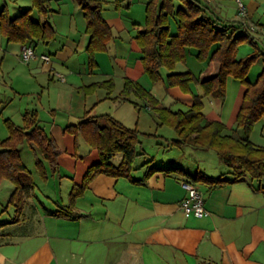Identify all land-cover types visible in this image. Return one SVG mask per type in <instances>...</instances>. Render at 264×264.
Masks as SVG:
<instances>
[{"label":"crops","instance_id":"crops-1","mask_svg":"<svg viewBox=\"0 0 264 264\" xmlns=\"http://www.w3.org/2000/svg\"><path fill=\"white\" fill-rule=\"evenodd\" d=\"M102 1L103 16L114 38L105 52L96 54L98 67L94 71L87 67L89 36L85 33L83 12L77 4L72 6L68 2L64 3L67 12L59 8L56 15L64 19H56L54 24L50 22L57 32L56 38L47 44L51 49L46 55L51 61L44 63L36 58L32 62L35 70H40L37 76L44 79V86L59 90L58 104H48V109L53 110L52 114H62L60 118L52 116L44 127L40 125L42 120L37 117L36 109L25 112L37 119L39 126L57 143L61 151L59 172L52 175L48 171V178L43 181L37 170L35 173L22 160L32 173L34 187L25 193L22 214L16 222L15 207L9 204L14 186L4 183L6 180L0 183V193L3 192L0 194V222L6 223L0 227V264H264V179L245 178L215 187L202 181L193 182L191 177L198 173L211 178L222 175L232 179V176L228 166L219 159L218 163L211 161L215 168L210 169L192 164L191 157L187 158L186 153L180 151L183 148L178 149L181 153L175 156L159 157V152L175 149L169 147L170 140L162 136L154 153L141 141L139 152L145 155L136 159L131 178L142 180L148 168L143 164L148 161L152 162L150 167L178 168L182 172L156 171L136 184L126 178L97 175L80 195L70 198L72 187L81 184L87 169L98 163L99 157L90 153V149H75L73 136L65 133L64 128L77 123L87 111L90 116L98 117L96 111L104 104L111 103L115 107L131 104L105 98L104 90L85 96L77 90L79 87L112 79L115 88L111 97H116L127 78L149 90L160 103L161 96L156 94L159 84L174 103L186 109L193 103L191 94L178 87L165 88L163 83L152 84L145 77L141 53L133 39L141 30L140 20L134 18L130 6L122 13V1ZM204 1L220 17L241 22L247 29L252 27L256 42L264 37V0H241L246 16L239 15L236 7L232 18L222 15L224 0ZM60 36L65 37V41L58 39ZM248 51L249 47H245V52ZM190 53L194 55L193 51ZM244 55L236 58L242 59ZM205 63L207 73L198 76H213L218 65ZM60 67L64 71L58 70ZM59 71L65 77L64 82L54 77ZM206 99L210 104L218 103ZM209 111L210 117L205 114L208 119L219 120L213 110ZM115 119L126 124L123 118ZM30 148L34 154V147ZM192 150L199 152V159L201 151ZM19 153L21 157L20 147ZM183 181L193 182L202 192L207 211L203 217H186L181 210L180 202L186 196L181 187Z\"/></svg>","mask_w":264,"mask_h":264},{"label":"trees","instance_id":"trees-1","mask_svg":"<svg viewBox=\"0 0 264 264\" xmlns=\"http://www.w3.org/2000/svg\"><path fill=\"white\" fill-rule=\"evenodd\" d=\"M50 1L31 0L30 8L13 17L3 7L0 10V33L7 42L33 47L52 42L57 32L47 20L48 13L52 12ZM73 1L83 12L85 33L89 36L87 66L92 72L98 67L96 54L107 50L114 33L103 16L102 0ZM33 12L37 13L39 20L33 19ZM144 13V27L136 32L133 39L141 53L145 77L152 84L163 83L165 88L178 87L182 92L191 94L192 105L184 111H172L149 90L127 78L123 80L116 97H111L115 88L112 79L81 86L78 91L86 96L104 90L107 99L130 102L136 110L147 108L157 116L159 125L168 126L177 134V139L168 141L169 147L214 151L218 159L228 166L232 176V179L222 175L211 178L198 173L191 177L193 182L202 181L215 187L245 178L263 180L264 146L255 145L249 134L253 125L264 119V66L255 82H250L247 76L258 58L262 57L264 64V52L258 48L251 32L241 22L220 17L204 0H147ZM172 25L175 26L174 31ZM242 42H248L255 51L237 59L236 52ZM191 51L199 62L216 63L217 72L210 77H200L191 71H176V66L184 64ZM161 69L167 70L165 77L160 74ZM228 79H234L244 86L234 121V130H241V136L228 133L222 121L208 119L203 111L205 98L223 104ZM192 84L201 88V94H193ZM131 97L137 101L130 100ZM4 123L9 135L0 139V183L7 180L14 186L9 204L15 207L16 222L22 214L25 193L34 187L32 173L23 163L19 147L25 143L34 147L36 170L43 181L47 180L48 171L52 175L59 172L61 151L55 140L39 126L38 120L28 114L24 115L22 126H16L9 119ZM64 132L73 136L75 149L81 139L89 147L90 153L99 157V162L87 169L81 184L72 187L71 199L80 195L97 175L126 178L136 184L145 181L156 171L182 172L178 168L150 167L152 162L148 161L143 164L148 167L144 178L133 180L131 173L134 163L139 156L145 155L143 151L139 152L141 133L110 115L93 117L87 111L77 123L67 125ZM116 156H119V161L114 163ZM5 224L0 222V227Z\"/></svg>","mask_w":264,"mask_h":264},{"label":"rangeland","instance_id":"rangeland-1","mask_svg":"<svg viewBox=\"0 0 264 264\" xmlns=\"http://www.w3.org/2000/svg\"><path fill=\"white\" fill-rule=\"evenodd\" d=\"M110 1V0H105ZM225 3L223 4V8H221L222 15L225 18H232L235 10L236 5L234 3L235 0H224ZM71 3V5H76V2L72 0H51L50 1V9L52 12L48 13L47 20L51 24H54V20L59 19L62 20V16H56L57 12L60 10L63 13L67 12L64 3ZM124 8L122 13L124 14L129 6L131 10L130 12L133 13L134 18L140 20V28L142 29L145 24V4L144 0H123ZM108 4V3H106ZM32 6L31 0H0V10L5 7L8 14L13 17L20 13H22L27 8ZM78 7V6H77ZM34 13V14H33ZM32 16L33 19L39 18L36 12H33ZM124 16V15H123ZM255 20V19H254ZM53 26V25H52ZM172 30H175V26L172 25ZM255 32H251V35L254 36ZM61 41H65V37L60 36ZM52 45V44H51ZM257 46L260 50L264 52V37L262 36L260 39L257 40ZM245 47H249V51L245 52ZM20 45L17 43H8L5 37L0 33V139L3 140L8 137L9 131L4 123L6 119L11 120L16 126L23 124V117L25 115L26 110H37V117L42 120L40 125L47 126L51 120L52 116H56L60 118L61 115L52 114L53 110L48 109L50 105L58 104V93L59 90L57 88H51L44 86V79H40V70L37 72L35 67H33V60L29 62V64L20 60L19 57V49ZM51 46L49 45H37L35 48V55L39 57L42 53L47 54ZM255 49L248 43L242 42L239 44L236 56L243 55V58L253 54ZM87 54V53H86ZM187 62L185 64H178L176 66V71H191L196 76L200 75L203 76L207 73L208 66L205 62H199L194 55L188 54L187 55ZM263 60L262 57L258 58L250 67L249 74L247 79L250 82H253L254 79L258 76L262 69H263ZM88 67V66H87ZM34 70V72H33ZM58 70L64 71L62 67ZM89 70V69H88ZM59 71V74H62ZM160 74L162 77H165L167 74V70L161 69ZM35 76V78H34ZM37 78V80H36ZM65 78V77H64ZM67 84L69 81L67 79ZM67 84H62V86H66ZM41 86H44V89H41ZM159 91L156 92L158 96H161L162 105L165 107L170 108L172 111L177 110H186V107L179 103H174V100L170 95L165 93L162 84H159ZM78 90V89H77ZM191 90L193 94L197 93L198 91L201 92V88L196 85H191ZM43 91V93H42ZM244 86L240 84L238 81L234 79H228L226 82V94L223 104L220 103H209V100L203 101V111L208 117H210V111L213 110L217 115L219 120L227 126L228 133H237L238 135H242L241 130L235 131L234 124H235V116L237 113L238 106H240V98L243 95ZM132 101H137L135 97H132ZM139 102V101H138ZM112 106L111 103L104 104L100 106L96 114L99 116L110 115L114 116L115 118H123L124 122L130 125L129 128H136L140 134V140L144 142V146L147 148L149 152L156 151L157 149V142H162L159 138L160 136L167 138V140L177 139V134L175 131L166 126V125H159V121L157 116L149 111L147 108L141 107L140 110H136L133 105L131 104H119ZM114 118V117H113ZM44 121V122H43ZM145 134V135H144ZM155 135V137L149 136ZM158 136V138H157ZM250 140L257 146H264V119L256 122L249 134ZM155 139V140H154ZM158 139V140H157ZM31 146L27 143L20 146L21 149V158L24 160L25 164L28 165L32 171L36 173L35 169V155L33 154ZM83 151V149L88 150L87 144L83 142V140H78V148L77 150ZM187 155V158L191 157V163L194 165L200 164L201 166H205L207 168H213L215 165L212 164L213 161H217L218 157L214 151H201L199 159L197 158L198 153L194 152L192 148L184 147L183 150ZM154 153V152H153ZM162 156L171 157L172 155L175 156L176 153H181L177 148L172 149L170 151L159 152ZM204 153V154H203ZM194 155V156H193ZM195 158V159H193ZM119 160V156H116L113 160L116 163ZM200 160V161H199ZM158 161V160H157ZM160 161V160H159ZM212 161V162H211ZM215 168V167H214ZM4 181V180H2ZM1 181V182H2ZM4 183H10L6 180ZM10 185V184H9ZM4 189V188H3ZM3 195V192L0 193ZM1 209V208H0Z\"/></svg>","mask_w":264,"mask_h":264},{"label":"built area","instance_id":"built-area-1","mask_svg":"<svg viewBox=\"0 0 264 264\" xmlns=\"http://www.w3.org/2000/svg\"><path fill=\"white\" fill-rule=\"evenodd\" d=\"M237 11L242 17L246 16V8L241 0H236ZM245 25V24H244ZM253 31L252 27L248 28ZM19 57L23 62H29L33 59L39 58L42 62L48 63L51 61V57L46 54H41L39 57L35 55V50L31 45H22L19 50ZM54 77L64 82V77L59 73H54ZM181 187L185 190L186 196L180 202V208L186 217L193 216L201 218L207 214L204 206V199L202 192L191 181L181 182Z\"/></svg>","mask_w":264,"mask_h":264}]
</instances>
